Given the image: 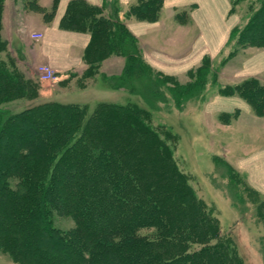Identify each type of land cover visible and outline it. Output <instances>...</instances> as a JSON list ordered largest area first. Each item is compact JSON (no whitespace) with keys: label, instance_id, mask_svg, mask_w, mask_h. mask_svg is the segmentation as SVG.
Masks as SVG:
<instances>
[{"label":"trees","instance_id":"obj_1","mask_svg":"<svg viewBox=\"0 0 264 264\" xmlns=\"http://www.w3.org/2000/svg\"><path fill=\"white\" fill-rule=\"evenodd\" d=\"M231 1L234 12L237 0ZM114 2L118 0H105L103 6H94L86 0H72L61 22L64 29L91 33L84 53L90 67L101 66L112 54L126 57L124 72L111 80L114 88L124 87L138 94L146 90L153 95L168 90L179 110L185 107L184 97L196 95L205 102L214 92L239 95L257 115L264 116V83L258 77L226 84L219 79L221 68L240 51L246 47L264 48V0L245 25L233 28L221 62L216 64L206 56L188 72L187 81L162 73L145 60L126 23L105 16V7L114 6ZM29 3L45 10L37 0ZM162 5L163 0H139L127 15L155 21ZM56 6L57 1L50 12L45 11L46 19L52 17ZM2 10L0 0V23ZM100 35L101 44L97 42ZM3 42L0 40V50ZM144 64L175 83L159 78L152 81ZM15 69L0 60V104L18 92L20 96L30 95L26 93L30 83ZM149 115L145 106L135 102L102 103L91 115L86 107L73 103L46 102L19 113L0 107V250L8 252L18 264H210L209 258L218 255V249H192V244L183 243L187 248L179 245L180 251L168 257L164 253L154 255L158 251L155 241L138 236L125 243L121 238V234L130 232L135 236L139 228L152 225L185 237L184 242L190 237V229L182 224L174 228L164 207L165 195L154 198V206L145 203L149 197L140 199L147 192L141 185L151 181L145 184L142 179L139 146L146 144L155 149L160 144L163 156L171 152L166 140L159 138L158 131L163 127L153 128ZM238 115L223 114L221 119L229 123ZM113 118L119 119L116 126L121 129L117 131L121 130L123 136L107 135L104 139L103 129L96 127L101 126L103 119L106 127L112 125ZM34 132L35 136L29 139L28 135ZM172 135L166 133L169 138ZM5 137L8 143L4 142ZM54 211L71 217L75 226L57 227L52 218ZM33 236L57 244L61 254H47L40 245L32 244ZM114 236L119 238L118 245L115 241L109 243L108 238ZM197 236L202 241L213 235ZM226 257L220 254L222 264H230Z\"/></svg>","mask_w":264,"mask_h":264},{"label":"rangeland","instance_id":"obj_2","mask_svg":"<svg viewBox=\"0 0 264 264\" xmlns=\"http://www.w3.org/2000/svg\"><path fill=\"white\" fill-rule=\"evenodd\" d=\"M5 1L3 0L0 23V40L5 42L0 50V60L8 68H16L15 70L28 80L30 84H28L26 93L30 95L20 96L18 92L15 97L0 104V107L8 109L11 113H19L46 102H58L57 100L48 101V99H66L70 96H79L80 93V96L86 98L85 101L73 104L86 107L89 115L93 114V111L102 103L133 104L135 102L142 104L150 112L149 122L153 128L154 126L163 127L158 131L159 138L166 140L168 143L166 145L171 152L163 156L159 150L161 149L160 144H156L158 146L155 149L147 147L146 144L139 146L140 161L138 160V163L143 168L142 179L145 184L149 180L151 181L150 184L141 185L147 192L144 198L140 197V199L149 197L150 199L145 200V203L154 206L157 205L154 198L159 199L165 195L166 199L163 198L164 207L175 224H173L174 228L182 224L181 227L190 229L189 241L184 242L185 237L181 238L178 235L176 237L165 232L166 228L152 225L139 228L135 231V236L130 232L121 234L124 242L127 243L138 236L155 241L154 248L158 251L154 255L164 253L168 257L180 251L179 245L184 248L183 243H188L192 244V249L208 247L214 248V250L218 249V255L209 258L210 264H222L220 254L223 257L225 254L228 255L225 259L230 264H264V194L256 192L249 184L244 171L226 158L221 147L215 146L216 134L213 126L210 122H205L200 113L204 107L203 102L196 95L184 97L182 101L185 102V107L183 110H179L168 90H164V94L153 95L146 90L145 92L140 90L143 94H138L124 87L114 88L111 85L112 78L121 76L124 70L119 74L106 75L101 66L96 67L95 64L90 67L86 61L88 66L82 71L69 73L67 84L59 83L60 73L54 68V73L42 80L37 76L38 65L28 59L21 52L22 50L20 51L19 48L18 50V46L3 33ZM261 1L237 0L234 13L240 17L239 25L242 26L248 22L260 8ZM104 14L113 21L125 22L121 6L116 2H114V6H109V10L105 7ZM24 20L22 14L19 21L22 31L28 29L26 25L24 26V23L26 24ZM30 37L33 38L32 33ZM98 39L97 42L101 44V35L98 36ZM247 48L251 47L245 49ZM112 55L122 56L126 65L124 55ZM240 62L241 58L239 57L234 58L228 64L230 76L239 67ZM144 65L149 74L148 78L152 81L159 78L163 82L175 83L148 64ZM222 68L219 71V79L222 78ZM44 96L48 98L44 99ZM104 120L101 126L96 127L103 129L101 137L105 139L107 135L123 136L121 130L117 131V129H121L116 126L119 125V119L113 118L112 125H107V127ZM108 129L113 130L109 131ZM167 132L173 133L171 138L166 136ZM34 136L35 132L28 135L29 139ZM108 138L106 140H109ZM144 140L148 142L145 138ZM4 142L8 143L6 137ZM140 148L142 149L140 150ZM120 153L125 157L123 151ZM130 153L132 154L131 151ZM141 182L140 180L139 184ZM149 212L154 215L153 210ZM52 218L57 227L71 229L75 226L71 217L64 216L58 211H54ZM159 221H162L161 217ZM206 233H212L213 236L198 241L197 235L201 234L202 237H206ZM111 237L108 238L109 243L115 241L118 245L116 241L119 238ZM32 244L40 245L47 254L59 255L62 252L57 244L37 236L32 237ZM0 264L18 263L8 252L0 250Z\"/></svg>","mask_w":264,"mask_h":264},{"label":"crops","instance_id":"obj_3","mask_svg":"<svg viewBox=\"0 0 264 264\" xmlns=\"http://www.w3.org/2000/svg\"><path fill=\"white\" fill-rule=\"evenodd\" d=\"M55 1V12L46 19L45 11L50 12ZM71 1L37 0L45 9L38 10L29 0H6L3 14L4 35L34 64H48L56 69L61 77L59 83L66 84L69 73L88 66L84 53L91 40L89 32L62 28L61 22ZM86 1L94 6L105 4V0ZM138 1L118 0V3L145 60L156 70L183 81L188 80V72L199 66L206 56L216 64L221 62L227 53L231 32L240 22L239 15L232 12L231 0H163L155 21L127 15ZM106 7L109 10V6ZM22 14L26 21L24 26L28 28L25 31L21 30L19 22ZM34 32L43 33V39L30 37ZM239 57L240 65L230 76L228 64ZM231 60L223 68V83H235L247 77H258L264 83V48L244 49ZM124 67V58L118 55L109 56L101 63L106 75L119 74ZM84 99L79 93L76 97L48 101L83 103ZM203 104L200 113L202 119L213 126L215 146L221 147L226 158L244 171L249 184L264 194V116L257 115L250 103L239 95L214 92ZM235 112L239 115L231 122L221 119V115Z\"/></svg>","mask_w":264,"mask_h":264},{"label":"built area","instance_id":"obj_4","mask_svg":"<svg viewBox=\"0 0 264 264\" xmlns=\"http://www.w3.org/2000/svg\"><path fill=\"white\" fill-rule=\"evenodd\" d=\"M32 36L36 40H41L43 39L44 34L39 32H34L32 33ZM37 72L39 74V77L43 80L51 76L54 73V69L48 64H41L37 66Z\"/></svg>","mask_w":264,"mask_h":264}]
</instances>
